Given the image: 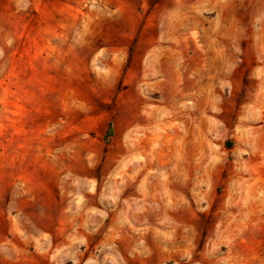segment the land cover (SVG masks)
I'll return each mask as SVG.
<instances>
[{
	"label": "rangeland",
	"instance_id": "374dc122",
	"mask_svg": "<svg viewBox=\"0 0 264 264\" xmlns=\"http://www.w3.org/2000/svg\"><path fill=\"white\" fill-rule=\"evenodd\" d=\"M0 264H264V0H0Z\"/></svg>",
	"mask_w": 264,
	"mask_h": 264
},
{
	"label": "trees",
	"instance_id": "16d2710c",
	"mask_svg": "<svg viewBox=\"0 0 264 264\" xmlns=\"http://www.w3.org/2000/svg\"><path fill=\"white\" fill-rule=\"evenodd\" d=\"M114 133V129H113V124L110 123L109 128L107 129L106 135H105V139H107L108 137H112Z\"/></svg>",
	"mask_w": 264,
	"mask_h": 264
}]
</instances>
